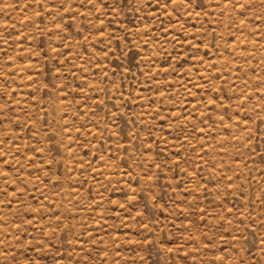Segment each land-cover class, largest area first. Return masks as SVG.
I'll return each instance as SVG.
<instances>
[{
	"label": "rangeland",
	"instance_id": "obj_1",
	"mask_svg": "<svg viewBox=\"0 0 264 264\" xmlns=\"http://www.w3.org/2000/svg\"><path fill=\"white\" fill-rule=\"evenodd\" d=\"M0 264H264V0H0Z\"/></svg>",
	"mask_w": 264,
	"mask_h": 264
}]
</instances>
